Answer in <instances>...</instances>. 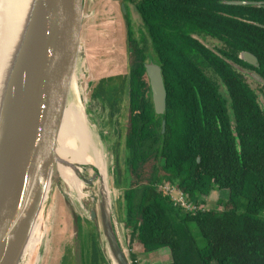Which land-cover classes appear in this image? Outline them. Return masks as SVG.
<instances>
[{
    "label": "trees",
    "instance_id": "16d2710c",
    "mask_svg": "<svg viewBox=\"0 0 264 264\" xmlns=\"http://www.w3.org/2000/svg\"><path fill=\"white\" fill-rule=\"evenodd\" d=\"M226 1L264 2L128 0L141 16L145 34L134 39L128 20V73L106 78L93 91L111 107L127 100L128 187L117 204L118 219L132 230L139 252L167 250L169 264H264V111L259 95L225 61L240 62L236 54L250 52L264 78V8ZM197 33L225 40L234 53L220 52L226 58L214 54L191 37ZM151 56L162 68L167 90L162 116L154 112L145 70ZM206 62L226 87L233 118L219 88L200 69ZM118 79V84L111 82ZM170 189L183 192L195 210L175 206ZM213 190L217 205L206 209ZM88 252V264H105L94 234Z\"/></svg>",
    "mask_w": 264,
    "mask_h": 264
},
{
    "label": "water",
    "instance_id": "95a60500",
    "mask_svg": "<svg viewBox=\"0 0 264 264\" xmlns=\"http://www.w3.org/2000/svg\"><path fill=\"white\" fill-rule=\"evenodd\" d=\"M24 1L0 80V264L26 263L35 224L42 219L52 196L59 193L65 203L71 204L59 177L60 166L70 169L93 191L94 195L85 199L89 203L86 222L95 226L94 235L105 264H133L110 184L104 182L97 167L72 163L58 153L59 131L77 49L82 44L86 48L82 38L84 23L95 13V8L93 13L90 11L93 6L109 2L116 15L115 31L119 34L116 49L120 59L121 51L127 58V0ZM225 4L264 8V2L226 1ZM239 59L259 67L256 56L250 52H241ZM225 61L237 72L264 85V79L256 73ZM145 70L154 112L162 116L167 108L162 68L150 61L145 64ZM125 72L107 78L122 77ZM104 84L108 86L111 82ZM258 105L264 111L262 94ZM165 130L166 121H163L162 133ZM74 221L78 232L83 220L75 215ZM81 250L75 256L73 253V263L62 258L61 264H78L79 260L88 264L89 249L85 253Z\"/></svg>",
    "mask_w": 264,
    "mask_h": 264
},
{
    "label": "rangeland",
    "instance_id": "374dc122",
    "mask_svg": "<svg viewBox=\"0 0 264 264\" xmlns=\"http://www.w3.org/2000/svg\"><path fill=\"white\" fill-rule=\"evenodd\" d=\"M126 4L129 7L128 13L133 37L140 41L142 35L145 34L142 18L128 0ZM94 8L95 13L86 20L82 29L83 42L87 48L85 64L89 72L87 74L86 94L92 101L91 110L93 112L96 111L100 115L107 112L109 115L108 132L112 140L111 147H113V154L108 159L111 176L110 186L113 190L115 203L118 204V201L123 197V193L128 187L127 173L125 170L126 154L124 145L125 126L127 123V100L123 99L120 107H111L108 101L102 99V97H96L98 94L96 93L95 95L93 91L104 78L115 75L118 72H125L132 61V57L128 49L127 58L123 56L122 51L120 53L121 59L119 58V52L116 49L119 34L115 31L116 15L112 5L109 2H100L98 5L91 8L90 11H92V13ZM111 43L112 45H110ZM209 45L216 47L217 41L211 40ZM127 73L128 70L123 74ZM213 80L219 88V93L225 98L228 111L233 118L232 103L226 87L219 77H214ZM247 81L251 90L256 94H260L264 91L263 85L254 81ZM111 82L118 84L121 81L118 79L117 81ZM87 111H89V109ZM232 123L234 126L233 120ZM65 144L74 147L77 142L73 138H69V140H65ZM76 160L81 164L85 161V157L79 156ZM115 173L120 177V180L117 175H114ZM117 180L119 181V185ZM216 201L217 193L213 190L207 200L206 209H214L217 205ZM88 206L89 203L87 202L85 203V211H79L76 209L73 202H71V204L65 203L59 193L52 196V199H50V202L45 207L42 217L45 221L46 217H48V219L50 218L47 223L49 226V237L47 240V251L44 255L45 259L43 264H61L62 258L63 260L66 259V261H71V263H73V253L75 256L77 251L80 253L82 252L81 249H83V252L85 253L87 248L89 249L90 237L91 234L95 233V226L86 222ZM75 215L81 217L83 220L78 232L74 229ZM191 231L194 234L197 243L200 246H203L204 244L194 225H191ZM123 235L129 254L136 255L135 259L137 264H169L171 262V256L167 250L157 251L149 255L139 252L134 244L135 240L132 230L124 229ZM68 248H70L69 253L67 251ZM78 264H82L81 260L78 261Z\"/></svg>",
    "mask_w": 264,
    "mask_h": 264
},
{
    "label": "bare ground",
    "instance_id": "6f19581e",
    "mask_svg": "<svg viewBox=\"0 0 264 264\" xmlns=\"http://www.w3.org/2000/svg\"><path fill=\"white\" fill-rule=\"evenodd\" d=\"M24 3V0H0V80L10 49V38L17 28ZM86 51L84 44L79 45L63 110V123L59 131L61 144L58 153L64 159L76 164H80L76 160L77 157L84 156L85 161L81 165L90 164L97 167L104 182L109 185L111 176L108 159L113 154L112 140L108 132L109 115L107 112L100 115L91 110L92 101L86 94L89 73L85 64ZM69 138L77 142L75 145L77 147L65 144V140ZM58 173L71 202L79 211H85V199L92 197L93 191L88 189L70 169L60 166ZM111 194L113 195L112 192ZM49 219L46 217V221L42 218L36 222L27 246L30 252L25 264H43L49 237L47 225Z\"/></svg>",
    "mask_w": 264,
    "mask_h": 264
},
{
    "label": "flooded vegetation",
    "instance_id": "af4514ba",
    "mask_svg": "<svg viewBox=\"0 0 264 264\" xmlns=\"http://www.w3.org/2000/svg\"><path fill=\"white\" fill-rule=\"evenodd\" d=\"M128 7V6H127ZM136 10V9H135ZM128 12H129V7H128ZM131 23V22H130ZM191 37H193L194 39H196L197 41H199L202 45H204L205 47H207L210 51H212L214 54H217L218 56L221 55L223 56L220 52H224L225 54H229V55H232L234 53L233 51V47L227 43L225 40H220V39H217V38H214V37H211V36H208V35H204V34H200V33H197V34H192ZM213 40V41H217V45L216 47H213L212 45L210 46L209 43L210 41ZM241 52H244V51H239L237 54H236V57L237 59L240 61V62H236V61H233L231 60L233 63L239 65L241 68H243L244 70H247V71H252L254 73H256L257 75H259L260 77H262V75H260L257 70V68L259 67H255V66H251V65H248L247 63L241 61L239 59V55ZM150 54L153 55V47H152V43L150 44ZM224 57V56H223ZM226 58V57H224ZM227 60H230V59H227ZM150 61H153L155 64H157L155 62V59L153 56L150 57V59L148 60V62ZM200 69L204 72V74L213 82V78L214 77H218L217 73H216V70L215 68L211 65V64H208L206 62V64L204 65H201L200 66ZM236 74H238L239 76H241V79L243 81V83L247 84L248 85V81L247 80H250L253 82V79L247 75H243L242 73H239L237 72L236 69L232 68ZM263 78V77H262ZM264 79V78H263ZM255 82V81H254ZM257 83V82H256ZM217 86V85H216ZM225 86V85H224ZM218 87V86H217ZM249 87V85H248ZM250 88V87H249ZM251 89V88H250ZM263 90H264V85H263ZM264 92V91H263ZM228 93V92H227ZM255 93V92H254ZM256 94V93H255ZM262 94V93H260ZM257 96L259 94H256Z\"/></svg>",
    "mask_w": 264,
    "mask_h": 264
},
{
    "label": "built area",
    "instance_id": "2783aa9c",
    "mask_svg": "<svg viewBox=\"0 0 264 264\" xmlns=\"http://www.w3.org/2000/svg\"><path fill=\"white\" fill-rule=\"evenodd\" d=\"M168 194L175 206L181 207V209L186 212H191L195 209V206L189 202L188 198L183 192L175 189H170L168 190Z\"/></svg>",
    "mask_w": 264,
    "mask_h": 264
}]
</instances>
